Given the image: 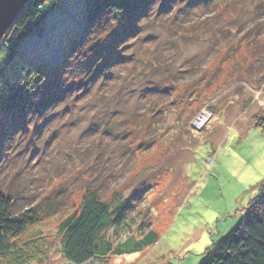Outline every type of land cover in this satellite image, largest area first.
I'll list each match as a JSON object with an SVG mask.
<instances>
[{
	"label": "rangeland",
	"instance_id": "374dc122",
	"mask_svg": "<svg viewBox=\"0 0 264 264\" xmlns=\"http://www.w3.org/2000/svg\"><path fill=\"white\" fill-rule=\"evenodd\" d=\"M157 3L110 80L1 152L15 212L53 207L29 232L47 240L46 264H71L60 226L90 187L113 210L127 201L126 227L104 233L126 253L109 264H201L264 187V0ZM85 23V0H60L15 50L56 79ZM149 232L154 243L130 254Z\"/></svg>",
	"mask_w": 264,
	"mask_h": 264
},
{
	"label": "trees",
	"instance_id": "16d2710c",
	"mask_svg": "<svg viewBox=\"0 0 264 264\" xmlns=\"http://www.w3.org/2000/svg\"><path fill=\"white\" fill-rule=\"evenodd\" d=\"M59 1L31 0L0 44V155L7 143L11 147L10 139L25 137L34 121L41 124L36 130L43 129L60 117L58 107L70 100L73 104L63 114H73L96 86L110 80L115 63L129 61L117 52L128 47V38L140 35L146 12L159 0H85V29L70 48L57 78L50 80L15 49L37 31ZM257 127L264 130V123ZM91 188L81 212L60 226L63 254L71 264H109L112 257L126 253L104 233L112 229L119 234L126 227L127 201L113 210L97 189ZM16 200L12 192L4 194L0 190V264H46L47 240L40 233L29 232L52 213L53 207L49 204L40 210L35 205L16 213ZM156 237L149 232L130 254L149 247ZM201 264H264V187L245 209L241 223L206 251Z\"/></svg>",
	"mask_w": 264,
	"mask_h": 264
},
{
	"label": "water",
	"instance_id": "95a60500",
	"mask_svg": "<svg viewBox=\"0 0 264 264\" xmlns=\"http://www.w3.org/2000/svg\"><path fill=\"white\" fill-rule=\"evenodd\" d=\"M31 0H0V44Z\"/></svg>",
	"mask_w": 264,
	"mask_h": 264
},
{
	"label": "built area",
	"instance_id": "2783aa9c",
	"mask_svg": "<svg viewBox=\"0 0 264 264\" xmlns=\"http://www.w3.org/2000/svg\"><path fill=\"white\" fill-rule=\"evenodd\" d=\"M203 116H206V114H202V115L200 116V118L197 120L196 124H199V123H200V121L202 120Z\"/></svg>",
	"mask_w": 264,
	"mask_h": 264
}]
</instances>
